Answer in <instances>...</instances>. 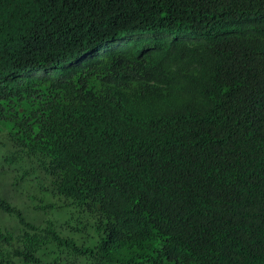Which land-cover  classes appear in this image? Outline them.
Wrapping results in <instances>:
<instances>
[{
	"label": "trees",
	"instance_id": "1",
	"mask_svg": "<svg viewBox=\"0 0 264 264\" xmlns=\"http://www.w3.org/2000/svg\"><path fill=\"white\" fill-rule=\"evenodd\" d=\"M0 264H264V0H0Z\"/></svg>",
	"mask_w": 264,
	"mask_h": 264
}]
</instances>
